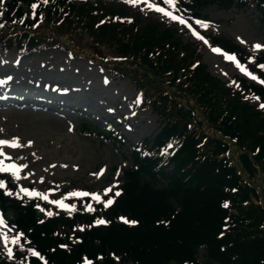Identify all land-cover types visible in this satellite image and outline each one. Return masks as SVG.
I'll return each mask as SVG.
<instances>
[{
    "label": "trees",
    "instance_id": "trees-1",
    "mask_svg": "<svg viewBox=\"0 0 264 264\" xmlns=\"http://www.w3.org/2000/svg\"><path fill=\"white\" fill-rule=\"evenodd\" d=\"M63 1L70 0H53L51 3L49 0H0V48L7 51L14 46L26 51L56 46L136 81L139 79L135 69H138L155 79L154 88L142 87L144 82L142 85L135 82L140 86L138 93L143 98L153 97L150 98L153 107L168 108L158 101L162 100L159 96L162 86L174 89L184 99L188 94H197L199 97L195 99L208 115L215 133L197 129L198 132L190 134V121L182 119L179 113L173 119H161L162 115L158 114L161 119L159 130L149 147H145V142L141 147L149 150L135 149L131 153L132 164L123 170L119 193L105 209L107 222L77 233L76 239L67 241L64 247L56 230L72 228L77 220L88 218L79 213H56L41 219L32 200L10 199L0 188V209L3 213L11 211V222L21 233L14 257H7L0 251V264H20L21 261L29 264H83L85 258L92 264H264V208L252 202L251 197L256 196L255 188L243 181L236 166L226 156L229 141L242 144L245 138L234 120L235 103L232 111L224 114L216 112L213 104L218 102L213 100L214 96L223 95L227 97L225 100H232L237 95L234 92L240 90L223 88L224 91L220 92L221 88H216L210 80L211 74L200 65L196 47L178 41L171 20L148 17L145 11L126 0L116 1L115 5L110 0H95L94 7L90 3L81 5L71 0V10L62 4ZM155 1L186 19L201 16V11L211 5L222 10L246 3L244 0H174L173 6L164 0ZM252 1L249 4L260 13L264 28V0ZM33 4L36 6L32 7ZM83 7L102 14L111 7V13L106 14L115 16L116 37L112 44L102 37L101 26H78L85 21L81 22L74 11ZM27 10L30 13L27 14ZM81 18L87 19V16ZM130 27L136 31L132 36L127 33ZM150 28L151 34L148 33ZM83 39L95 51H88L89 56L82 49ZM212 39L222 50L237 53L240 60L246 62L244 50L237 44L221 37ZM176 46L185 48V55L168 58L172 52L165 48L174 49ZM102 47L110 48L113 53L98 52ZM159 49L164 50L163 54L156 53ZM247 56L253 60L254 71L262 83H248L244 79H238L237 83L241 89L264 102V67H261L264 52L248 53ZM183 58L192 63L191 68L189 62L182 65ZM126 64L136 68L131 70ZM179 67L183 72L176 79L174 74ZM175 92L167 94L177 96ZM204 97L210 102L201 101ZM142 104L146 106L144 99ZM178 104L188 110L187 105L176 101L175 106ZM193 121L200 124L196 119ZM194 123L191 122L192 127ZM199 132L205 138L206 150L200 151L201 148L195 146ZM254 143L256 148L252 150L256 151V158L264 159V126ZM169 146L171 149L167 150ZM240 163L248 176H252L251 161L246 154L240 156ZM119 216L136 223H119L116 221ZM30 250L38 252L39 256Z\"/></svg>",
    "mask_w": 264,
    "mask_h": 264
},
{
    "label": "rangeland",
    "instance_id": "rangeland-1",
    "mask_svg": "<svg viewBox=\"0 0 264 264\" xmlns=\"http://www.w3.org/2000/svg\"><path fill=\"white\" fill-rule=\"evenodd\" d=\"M49 1L51 3L53 0ZM74 1L81 5L90 3L93 7L96 3L95 0ZM110 1L115 5L116 1L120 0ZM244 1L246 3L236 4L222 10L215 6L207 7L201 12L204 18L196 17L192 28L199 34L221 37L229 42L237 43L244 50L245 63L242 60H237L234 54L235 60L226 59L225 52L212 50L218 47L210 44L208 39V41L201 40L186 25L176 21L172 22L177 32L178 41L185 46L194 44L192 46L197 49L194 48L200 65H203L211 74L212 78L209 79L216 88H221L220 92L224 91L223 88L231 91L240 90V92H234L237 95L232 100L229 98L225 100L227 97L223 95L214 96L213 100L218 102L213 104L216 112L224 114V112H231L235 103V107L233 106L235 109L234 120L240 125L245 138L242 144L229 141L226 156L231 164L236 166L243 181L255 188L256 196L251 197L252 202L264 208V159L258 160L255 156L256 151L252 150L253 147L256 148L254 139L259 136L260 130L264 126V107H261L264 102L247 90L241 89L237 83L238 79H244L248 83H262L260 76L254 71L253 61L248 59L247 54L257 55L264 52V47H254L256 44L264 45V29L260 13L253 4H249L252 0ZM70 3L71 0L62 2L71 10ZM128 3L137 9L145 10L148 17L153 19L164 20L167 18L163 13L148 8L142 0ZM115 7L120 9L119 6ZM110 11L111 7L106 9V13H111ZM74 12L79 15L81 22L85 21V24L79 23V27L89 28L88 26L95 25L100 28L101 26L102 37L107 42L113 43L116 37L115 24L113 23L115 16L104 12L103 14L101 12L92 13L87 7ZM28 13L30 10H27ZM83 15L87 16V19L81 18ZM31 19L32 17L29 18V20ZM197 20L206 22L207 26L202 27L196 23ZM180 26L184 28L182 29ZM127 33L132 36L136 31L130 27ZM148 33H152L151 28ZM83 40L81 41L84 46L82 49L87 51L86 54L89 56L88 51H95ZM87 40L89 41V39ZM104 45L107 46V44ZM12 47H9L6 53L0 51V74H3L11 65L15 66L18 61L17 72L36 75L37 78L32 84L33 82H29V79L20 78L22 76L20 74L13 82L11 80L2 82L6 87L0 84V139L11 140L15 137L18 140L16 147L0 145V149H3L5 153V155H0V161L4 164L23 165L15 175L11 171H0V181L3 182V186L0 187L6 190L9 197L23 201L31 198L35 204L37 216L40 218L48 215L51 211L59 214L79 213L81 217L88 218L77 220L72 228H65L66 235L63 231L60 234L57 233L58 236L65 235L64 240L72 242L76 239L78 232L91 226L103 224L96 223V221H104L105 208L109 206V204L105 205V201L109 199L112 201L118 193L121 171L131 165L132 151L144 142L147 145L145 147H149V142L159 130L163 117L173 119L179 113L182 119L190 121V134L197 129L204 133L208 132V134H212L214 131L209 124L208 115L199 107V103L195 99L199 97L197 94H188V97L184 99L174 89L162 86V90L158 89L162 100L158 101L166 104L168 108L161 105L157 108L153 107V101L150 99L153 97L149 95V97L143 98L138 93L140 86L135 82L139 85L144 82L142 87L154 88L156 86L155 79L153 76L135 69L136 67L133 65L126 64L131 70L135 69L139 79L137 81L130 77H121L103 65L89 62L82 55L76 53L72 55L56 46L39 47L26 50L27 52L24 53H20L14 46ZM165 49L172 52L168 58L176 59L175 56L182 58L186 53L185 48L180 49L178 46L174 49L171 47ZM73 51L80 50L73 49ZM98 52L113 53L110 48L105 47H102ZM159 52L163 54L164 50L156 51V53ZM186 62L189 60L183 58L182 65H185ZM191 65L192 63L189 68ZM181 67L174 74L176 79L180 78L183 72L180 70ZM50 75H52L50 78H53V81L66 82L70 87L60 90L53 89L54 85L48 78ZM194 77H198L195 69ZM213 79L219 80L218 82L221 84ZM11 83L13 87H11ZM31 88H35L33 89L34 93L24 95V92ZM41 91L52 98L50 102L28 100L31 99L28 97L32 95H34L33 97L35 95L43 96ZM167 92H175L178 95L170 97ZM143 99L146 106H141ZM207 99L204 97L201 101L210 102ZM227 100L230 102L227 103ZM176 101L187 105L188 110L183 109L179 104L175 106ZM31 103L33 106L27 105ZM55 103H68L69 105L61 107ZM158 114L162 115L161 119ZM122 115H126L128 120L124 121ZM195 119L200 124L194 123ZM191 122L194 123V127ZM216 134L220 136L218 133ZM197 136L195 146L198 145L201 148L200 151L206 150L205 138L200 132ZM145 147L141 150H149ZM169 149L171 146L167 150ZM243 153L251 161L252 176H248L240 163V156ZM23 189H28L29 192H25ZM33 190L42 195L29 194ZM69 193H84V195H69ZM91 193H98L100 200H96ZM43 196H47V199H44ZM60 200L70 207H61L59 204L53 203V201ZM89 206H91V210H89ZM7 217L12 218L11 212L4 216L0 211V218L4 221V224H0V233L4 234L0 236V251L7 257H14V252L19 249L20 233L8 223ZM4 236H7L8 239L5 240ZM13 236L17 237L15 242L12 240ZM9 250H11L10 255ZM199 252L201 254L202 250ZM15 260L17 261L16 258ZM20 264L29 263L21 261Z\"/></svg>",
    "mask_w": 264,
    "mask_h": 264
},
{
    "label": "snow or ice",
    "instance_id": "snow-or-ice-1",
    "mask_svg": "<svg viewBox=\"0 0 264 264\" xmlns=\"http://www.w3.org/2000/svg\"><path fill=\"white\" fill-rule=\"evenodd\" d=\"M128 2L135 3V2H137V0H128ZM142 2L146 3V6L148 8L155 9L158 12H162L165 15L170 16L174 20H180L181 23H187V21L183 20L181 17L173 15L172 12L168 11L164 7H161L157 3L151 2V0H142ZM164 2L166 4H168V5H173L174 6V0H164ZM35 6H36L35 4L32 5V7H35ZM196 23L197 24H200L202 27H206L207 26L206 25V22H204L202 20H197ZM189 27H191V25H189ZM193 34L196 35V36H198L201 40L204 39V37L203 36H200V34L198 32H196L195 29H193ZM254 47L261 48V47H264V45L256 44V45H254ZM212 50L214 52H221L222 51V49H220V48H213ZM224 55H225V58L226 59H229V60H235L236 59L233 54H230V53L225 52ZM261 67H264V65H261ZM242 70H243V67H242ZM0 83H2V81H0ZM261 107H264V105H261ZM29 143H31V141H29ZM0 145H9L11 147H16V146H18V140L15 137H13L11 140H8V139H0ZM0 155H5V153L3 152V149H0ZM20 167H23V165L4 164L2 161H0V171H11L15 175L16 172L18 171V169ZM0 186H3V182L2 181H0ZM23 191L29 192L28 189H23ZM105 191H108V189H105ZM29 194H31V195H42L40 193H36L34 190L32 192H30ZM69 195H84V193H69ZM91 195L96 200H100V196H99L98 193H91ZM43 198L44 199H47V196H43ZM53 203L59 204L61 207H70L69 205L63 204L62 200H60V201H53ZM111 203H112V201L110 199L105 201V205H108V204H111ZM225 206H227V202H225ZM89 210H91V206H89ZM121 219H125V218L124 217H121ZM104 222L105 221H103V220H97L96 221V223H104ZM127 222L128 223H136V221H134V220L127 221ZM0 224H4V221H3L2 218H0ZM3 235H4L3 233H0V236H3ZM4 239L7 240L8 237L7 236H4ZM12 240H13V242H15L17 240V237L16 236H13L12 237ZM30 251H33L35 255H38L39 256V253L38 252H35L34 250H30ZM10 254H11V250H9V255ZM41 259H43V257H41ZM83 264H92V261L89 260V259H87V258H85L84 261H83Z\"/></svg>",
    "mask_w": 264,
    "mask_h": 264
},
{
    "label": "bare ground",
    "instance_id": "bare-ground-1",
    "mask_svg": "<svg viewBox=\"0 0 264 264\" xmlns=\"http://www.w3.org/2000/svg\"><path fill=\"white\" fill-rule=\"evenodd\" d=\"M154 11H156L155 9H153ZM158 12V11H157ZM162 13V12H160ZM164 14V13H163ZM165 15V14H164ZM193 31V30H192ZM18 65V61L15 63V66L11 65L10 67H8L3 74H0V81L2 82H5V81H8L11 79V82L14 81L15 78L19 77L20 74L22 75L20 78L24 79V80H28L29 79V82H33L32 84H34L35 80H36V75H31V74H27V73H20V72H17V66ZM55 75V74H53ZM52 75H50L48 78H49V81L54 85L53 86V89H56V90H60V89H64V88H68L70 87L66 82H60L59 80L58 81H53V78H50ZM2 86L3 83H0ZM34 86V85H33ZM73 86V85H71ZM6 87V86H4ZM11 87L12 86V83H11ZM35 87V86H34ZM77 87V86H75ZM36 88V87H35ZM35 88H31V89H27L25 92H24V95H30V94H33L34 93V90ZM79 88V87H78ZM80 89V88H79ZM28 90H32V91H28ZM42 92V91H41ZM4 93V92H3ZM42 95L43 96H37L35 95V97H33L34 95L28 97V98H31V99H28L29 101H47V102H50L52 99L51 97H49L48 95L44 94L42 92ZM12 96V95H11ZM38 97V98H37ZM38 104V103H37ZM56 105H59L61 107H68V103H55ZM27 105H31L33 106V104H27ZM26 106V105H25ZM123 116V120H128V117L126 115H122Z\"/></svg>",
    "mask_w": 264,
    "mask_h": 264
}]
</instances>
